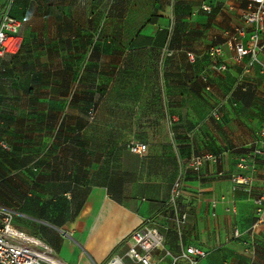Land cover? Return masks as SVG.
<instances>
[{"label":"crops","instance_id":"crops-1","mask_svg":"<svg viewBox=\"0 0 264 264\" xmlns=\"http://www.w3.org/2000/svg\"><path fill=\"white\" fill-rule=\"evenodd\" d=\"M246 7V0H0V21L9 11L23 38L18 55L0 60V141L10 146H0V205L16 211L14 225L60 264H107L112 256L129 264V238L147 222L165 235L161 264L181 245L207 252L198 264H264V224L252 230L254 200L264 193V155H255L264 75L259 66L245 74L248 59L235 62L232 46ZM96 38L109 50L114 43L133 51L141 41L159 90L136 100L163 109H114L107 125H87L88 107L102 99L91 88L101 77ZM216 45L227 72L216 73L207 56ZM133 141L147 152L133 154ZM203 154L219 160L189 168ZM232 174L253 177L251 191L234 192ZM177 181L188 213L181 233L169 204Z\"/></svg>","mask_w":264,"mask_h":264},{"label":"built area","instance_id":"built-area-1","mask_svg":"<svg viewBox=\"0 0 264 264\" xmlns=\"http://www.w3.org/2000/svg\"><path fill=\"white\" fill-rule=\"evenodd\" d=\"M247 7L242 14L243 26L237 28L234 42L232 43L235 51V62H241L248 59L245 67V74L259 66L260 73L264 75V62L260 59V54L264 52V0H246ZM201 11L210 14L212 7L209 4H202ZM22 22L13 17L9 11H5L0 21V60L8 56H16L20 53L23 46L21 36ZM207 56L215 64L213 70L216 73H224L229 70L226 63L222 62L224 51L222 46H211L207 51ZM191 62H195V55L188 53ZM3 75L0 67V81ZM202 80L207 82V75H203ZM206 91H211L210 85L206 86ZM222 106L218 104L211 113L212 119L219 121L221 119ZM95 108L89 110L91 121L95 118ZM0 146L10 150V146L5 141H0ZM129 150L133 154L144 155L147 152V145L138 142H131ZM255 155H264V132H262V146L255 149ZM219 157L211 154H203L194 157L189 163V168L197 169L206 161L217 162ZM241 169H247L246 161L240 162ZM232 190L234 192L243 190L250 192L253 177L232 174ZM182 197V185L177 181L172 186L169 204L173 206L174 212L172 219L177 224L179 232L188 219V213L179 206ZM214 205L216 202L213 203ZM256 221L252 230L259 228L264 224V193L255 200ZM16 211L12 208L0 205V264H54L51 257L43 251V243L27 233L21 231L14 225ZM238 235V234H237ZM165 235L156 226H150L149 223H143L138 227L129 238V248L126 252L130 264H161L160 257L156 254L164 250ZM207 252L193 246L184 247L181 245V252L178 256L173 255L166 250L164 258L170 259V264H198L200 260L206 258ZM107 264H126L118 256H112Z\"/></svg>","mask_w":264,"mask_h":264},{"label":"rangeland","instance_id":"rangeland-1","mask_svg":"<svg viewBox=\"0 0 264 264\" xmlns=\"http://www.w3.org/2000/svg\"><path fill=\"white\" fill-rule=\"evenodd\" d=\"M170 26L171 23L166 24V28ZM95 42V47H99L101 50V52L98 50V53H95L96 58L98 59L99 57L100 60L101 77L99 86L91 88L95 90L93 93L101 94L102 99L99 103H92L91 106L95 107L97 116L95 114L93 124L90 123L91 119L89 117L87 125H94L96 127L107 125L109 112L114 109H117V111L129 109L133 110L134 113L143 108H148L149 111L163 109V104L160 102H142L136 100L137 97L143 94H157L159 90L157 81L155 82L156 72L150 67V63L154 60H152L150 51L142 48L141 41L139 42L138 40V46H135L136 49L133 51L123 44H117L116 47L112 42L111 50H109L107 40H102L101 38H96ZM114 53H116L115 66L110 62L111 58L113 59ZM91 54L92 50L90 56ZM110 63L111 68L109 69L106 66ZM104 66L105 68H103ZM93 67L96 69V66ZM259 103L261 102L259 101ZM117 120L119 122L120 119L117 118ZM149 225L158 226L160 231H163L158 223H150ZM128 263L130 264V262Z\"/></svg>","mask_w":264,"mask_h":264},{"label":"trees","instance_id":"trees-1","mask_svg":"<svg viewBox=\"0 0 264 264\" xmlns=\"http://www.w3.org/2000/svg\"><path fill=\"white\" fill-rule=\"evenodd\" d=\"M212 10H213V8H212ZM92 107H94V106H91V105H90V106L88 107V108H89V109H88V113H89V110H90ZM94 108H95V107H94ZM88 116H89V115H88Z\"/></svg>","mask_w":264,"mask_h":264},{"label":"bare ground","instance_id":"bare-ground-1","mask_svg":"<svg viewBox=\"0 0 264 264\" xmlns=\"http://www.w3.org/2000/svg\"><path fill=\"white\" fill-rule=\"evenodd\" d=\"M51 260L54 262V264H60V263L56 262L55 260H53L52 258H51Z\"/></svg>","mask_w":264,"mask_h":264}]
</instances>
